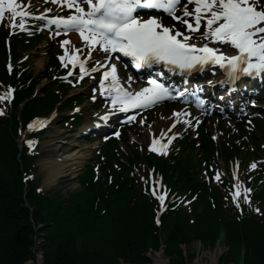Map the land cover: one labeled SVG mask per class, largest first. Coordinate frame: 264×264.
Masks as SVG:
<instances>
[{"label": "trees", "instance_id": "trees-1", "mask_svg": "<svg viewBox=\"0 0 264 264\" xmlns=\"http://www.w3.org/2000/svg\"><path fill=\"white\" fill-rule=\"evenodd\" d=\"M32 88L33 84L24 98L30 96ZM36 100L29 101L26 110L33 112ZM16 135L11 120L6 118L0 122V264H24L32 255L31 218L36 224L42 222L41 231L48 232L47 244L43 246L46 264H119L121 259L143 264L146 253L159 249L162 244L169 256L183 259L181 245L196 240L209 245L218 242L227 247L222 258L228 263L264 264V218L225 215L221 205L213 208L208 203L203 211L196 209L192 221V215L170 210L157 227L153 204L147 197H137L126 184L107 187L110 189L106 195H97L91 190L86 193L87 197L74 198L68 211L57 196L39 197L31 189L24 197ZM22 154L23 159L25 152ZM189 166L174 170H180V176L192 182ZM258 195L264 202V189ZM78 217L85 220L84 225L75 223ZM66 221L70 227H65L67 233L62 234L64 229L58 227L65 226ZM52 224L55 232L51 230ZM77 230L90 233L95 241L80 242ZM93 230L101 232V241Z\"/></svg>", "mask_w": 264, "mask_h": 264}, {"label": "snow or ice", "instance_id": "snow-or-ice-1", "mask_svg": "<svg viewBox=\"0 0 264 264\" xmlns=\"http://www.w3.org/2000/svg\"><path fill=\"white\" fill-rule=\"evenodd\" d=\"M53 2L75 10L68 15L45 16L43 12L36 14L30 10V0L28 9L21 8L17 0H0V21L4 19L6 9L11 10L10 28L13 30L17 26L23 28L26 18L38 16L47 24L62 27L65 31H78L89 45H102L106 52L119 51L133 57L137 67L142 64L149 67L162 64L172 71L178 68L182 72H191L198 65L212 63L226 68L227 79L234 87L241 74L255 76L264 73V2L262 0H188L189 3L194 4V11H190L185 6L182 15L176 14L180 0H53ZM85 3L89 7L85 8ZM146 8L168 13L186 26L188 34L185 35L175 25H165L156 15L143 18L138 14V10ZM185 17H193V19ZM17 18H20L18 25ZM202 21H206V31L200 32L201 40L210 38L214 41L230 43L238 50L237 54H226L223 50L211 47L207 42L199 45L190 42L193 39L192 33L200 30ZM59 34L57 32V35ZM69 43L68 39L62 41L63 45ZM78 52L79 49H76L69 54L68 49L65 48V54L60 59L62 62L70 61L74 67L79 65L80 73H85V60L77 55ZM91 55V51H88L87 56ZM64 66L67 67V63ZM11 67L12 65L9 64V70ZM163 75L161 72L160 76ZM109 77L111 81L105 85V80ZM128 80L131 82L132 77ZM100 86L101 91L107 89L106 94L111 97L112 108L116 109L119 106L123 111L146 107L165 97H172L175 87L169 86L162 79L150 76L146 86L138 91H130L120 82L115 63L110 65V71L103 73ZM187 91L185 89L181 92L177 89L175 95L183 97ZM13 93L14 89L7 86L6 91L0 93V100H10ZM92 99L95 100L96 97L93 96ZM196 99L199 101L200 97L197 96ZM250 102L255 104V100ZM4 111V108L0 107V115H3ZM181 114L177 111L174 116L179 118ZM110 115L111 112H105L104 118ZM132 118L134 117H130ZM46 123V118L38 117L28 125V128H42ZM114 135L119 136V132H115ZM26 142L30 146H35L33 140ZM170 142L171 139L168 143ZM167 146V143H162L155 137L150 144V148L157 152L165 151ZM256 167V163L251 165L253 169ZM215 179H220L218 171ZM234 187L233 199L239 205L241 184L237 182ZM152 190L155 192V187ZM251 191V188H243V198L249 202L251 197L247 194ZM165 195L166 193L159 197L161 204ZM256 211L259 212L260 209L257 208Z\"/></svg>", "mask_w": 264, "mask_h": 264}, {"label": "rangeland", "instance_id": "rangeland-1", "mask_svg": "<svg viewBox=\"0 0 264 264\" xmlns=\"http://www.w3.org/2000/svg\"><path fill=\"white\" fill-rule=\"evenodd\" d=\"M32 56L29 59L30 68H32L34 71H38L42 66H39L38 63L44 58L45 62L48 59V56L44 54V48H39L38 50H34L31 52ZM44 62V63H45ZM47 82L46 80L43 81V83ZM83 94V93H82ZM264 103V98L262 99ZM85 104H90L86 102ZM60 118H56L55 120L51 119V124L48 125L46 131L43 133V137L41 140V154L38 159V173L37 178L40 184V188L44 191L49 190H57L59 188L60 192L62 193V196H68V194H76L80 197V192L77 190L79 188V182L78 177L80 175V172L78 168L80 165L77 164V168H74L72 164H68V166L65 168V171L62 172L61 177L58 179V181L54 185H47L46 180L47 176L44 171V165L42 162L45 161V158L52 159L56 156V158H63L69 156L72 152L80 151L81 153L88 156L90 153L93 155L95 154V150L91 147L92 144H88L85 139H76L74 137L73 131L69 129H65L62 127H59ZM221 129L210 130V133L213 131H220ZM261 142H264V139H262ZM126 147V145H125ZM127 148V147H126ZM69 173V175L67 174ZM70 192V193H69ZM87 197V195L85 194ZM63 206L66 211L70 210L72 207V203L69 199H66L64 197L63 199ZM31 210H33V214L35 212L34 207H31ZM67 220V219H65ZM31 221H34L33 218H31ZM63 221V220H62ZM32 225H34V222H31ZM77 225H84V220L82 218H77L75 221ZM64 225L59 226V229H64V231H61L62 234L67 233L66 228L70 227V224L66 221L64 222ZM55 224H52L51 230L55 232ZM37 227H35L31 233V241L32 244L30 246V252L31 256L29 257L26 264H46V250L45 246L47 244V237L46 235L48 232L41 231V229L38 228V226H43L42 222L36 224ZM72 234L75 233V230L71 229ZM94 236L101 241V235H99L101 232H95L91 231ZM76 234L79 236L80 242L85 243H93L94 237L90 233H86L83 231H76ZM53 244H55L53 242ZM56 245V244H55ZM184 257L183 259H176L174 256H169L168 253L165 251V246H161V248L156 250H150L148 253H146V261L143 264H157V262L161 264H208L212 263L214 260L212 257L214 254H216L217 262L216 264H232L228 263L225 259L222 258V255L224 254L226 248L224 246H221L220 244H204L201 241H194L189 244H185L182 246ZM66 264H73V263H66ZM119 264H136V263H128L124 260L120 261Z\"/></svg>", "mask_w": 264, "mask_h": 264}, {"label": "bare ground", "instance_id": "bare-ground-1", "mask_svg": "<svg viewBox=\"0 0 264 264\" xmlns=\"http://www.w3.org/2000/svg\"><path fill=\"white\" fill-rule=\"evenodd\" d=\"M220 46H226L225 44H220ZM42 63V62H41ZM211 77V76H210ZM212 80H214L213 78L210 79H204L203 80V86H207L210 85V83L212 82ZM255 91V88H251L250 93L253 94ZM216 95L214 96H210V100H213L215 98ZM237 98V96H235ZM219 98V97H217ZM239 99V98H238ZM241 100V99H239ZM243 100V99H242ZM233 101L231 98H229L228 96H224V98L222 99V101L220 102V104H228L229 102ZM236 113V112H234ZM110 124H105L103 125L100 129H106L107 127H109ZM155 131V129L153 130ZM70 158H68L67 160H63V158L61 159V161H58L56 159V156L52 159H48L45 158V161L42 162L43 163V167H44V171L46 173L47 176V180H46V184L47 185H54L58 179L61 177L62 172L65 171V168L68 166L69 163H73V164H80L83 161V158L85 157V155L83 153H74L72 155L69 156ZM77 168V167H76ZM69 175V173H67ZM214 260L212 261V263H208V264H216L217 262V258H216V254L213 255L212 257ZM157 264H161L159 262H157Z\"/></svg>", "mask_w": 264, "mask_h": 264}]
</instances>
